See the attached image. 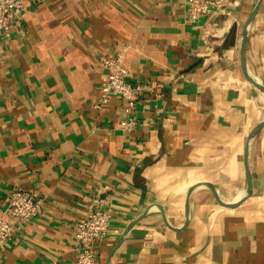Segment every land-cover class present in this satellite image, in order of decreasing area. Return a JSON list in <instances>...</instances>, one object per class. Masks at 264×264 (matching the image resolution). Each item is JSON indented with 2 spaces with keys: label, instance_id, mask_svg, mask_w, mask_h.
I'll use <instances>...</instances> for the list:
<instances>
[{
  "label": "crops",
  "instance_id": "crops-1",
  "mask_svg": "<svg viewBox=\"0 0 264 264\" xmlns=\"http://www.w3.org/2000/svg\"><path fill=\"white\" fill-rule=\"evenodd\" d=\"M24 2L0 36V213L21 189L41 214L14 226L0 264H74L75 224L96 197L110 222L95 264H264V126L248 152L251 196L226 208L207 187L224 202L245 190L246 141L264 116L239 59L256 0L193 24L185 0ZM124 46L131 82L150 87L130 134L121 99L93 108L108 75L99 58ZM246 65L264 83V0Z\"/></svg>",
  "mask_w": 264,
  "mask_h": 264
},
{
  "label": "built area",
  "instance_id": "built-area-1",
  "mask_svg": "<svg viewBox=\"0 0 264 264\" xmlns=\"http://www.w3.org/2000/svg\"><path fill=\"white\" fill-rule=\"evenodd\" d=\"M186 18L197 23L213 13H223L229 0H185ZM24 0H0V36L9 39L12 22L25 12ZM129 48H115L110 55L99 58V62L108 71L106 81L99 88L97 101L93 108L106 107L112 98L125 103L124 117L119 122L123 134L133 132L138 121L134 115L138 97L150 87L147 84L133 83L129 70L124 64ZM41 214V204L30 195L17 189L10 194L6 208L0 213V245L11 237L15 225L21 226ZM110 215L103 209L102 201L96 197L88 205L85 214L74 228L76 260L74 264H95L97 249L104 240L109 227Z\"/></svg>",
  "mask_w": 264,
  "mask_h": 264
},
{
  "label": "water",
  "instance_id": "water-1",
  "mask_svg": "<svg viewBox=\"0 0 264 264\" xmlns=\"http://www.w3.org/2000/svg\"><path fill=\"white\" fill-rule=\"evenodd\" d=\"M262 0H256L254 7L252 8L251 13L249 14L247 20L245 21L244 27L242 29L241 33V42H240V49H239V59H240V68L242 71V74L247 82H249L251 85H253L255 88L260 90L262 94L264 95V83L261 81L256 80L253 78L247 69L246 65V45H247V39L250 33V30L254 24V20L256 17V14L258 12V9L260 7ZM264 126V116L262 120L259 122V124L254 128V130L251 132L249 135L247 141H246V146H245V151H244V168H245V190L243 193L242 198H240L237 202H224L223 200L220 199L216 191L211 185H207L217 196L218 202L223 206V207H235L241 202H243L245 199H247L249 196H251L252 192V180L249 172V167H248V152L250 145L252 141L258 136L259 132ZM190 195V194H189ZM187 212H188V202L186 204ZM188 220V214L186 217V221Z\"/></svg>",
  "mask_w": 264,
  "mask_h": 264
},
{
  "label": "bare ground",
  "instance_id": "bare-ground-1",
  "mask_svg": "<svg viewBox=\"0 0 264 264\" xmlns=\"http://www.w3.org/2000/svg\"><path fill=\"white\" fill-rule=\"evenodd\" d=\"M263 97H264V96H263ZM233 190H234V189H233ZM240 191H241V190H240ZM240 191H239V192H240ZM242 191H243V190H242Z\"/></svg>",
  "mask_w": 264,
  "mask_h": 264
}]
</instances>
